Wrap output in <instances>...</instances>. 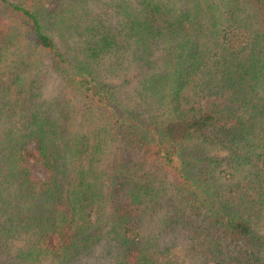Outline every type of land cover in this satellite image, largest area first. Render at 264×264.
Instances as JSON below:
<instances>
[{
	"label": "trees",
	"instance_id": "1",
	"mask_svg": "<svg viewBox=\"0 0 264 264\" xmlns=\"http://www.w3.org/2000/svg\"><path fill=\"white\" fill-rule=\"evenodd\" d=\"M0 264H264V0H0Z\"/></svg>",
	"mask_w": 264,
	"mask_h": 264
},
{
	"label": "rangeland",
	"instance_id": "2",
	"mask_svg": "<svg viewBox=\"0 0 264 264\" xmlns=\"http://www.w3.org/2000/svg\"><path fill=\"white\" fill-rule=\"evenodd\" d=\"M121 75H124L127 78V80H129V83L130 84L128 83V84L125 85L126 88L128 87L127 89H129V87H134V85L136 84V81L138 79V77L137 78L134 77L135 71H130V72L122 73ZM122 77L123 76H118V77L111 78L110 80L113 82V84H116L117 85L122 80ZM47 83L48 84H47V90H46V92H49L51 90V87H52V81L49 80ZM32 173L34 175L39 176V177L42 176L41 171L38 168H32Z\"/></svg>",
	"mask_w": 264,
	"mask_h": 264
}]
</instances>
